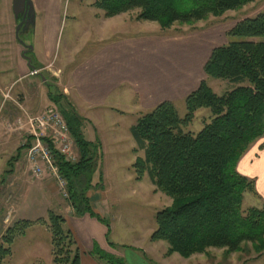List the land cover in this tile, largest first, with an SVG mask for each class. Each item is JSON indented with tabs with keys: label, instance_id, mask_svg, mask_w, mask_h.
Here are the masks:
<instances>
[{
	"label": "trees",
	"instance_id": "1",
	"mask_svg": "<svg viewBox=\"0 0 264 264\" xmlns=\"http://www.w3.org/2000/svg\"><path fill=\"white\" fill-rule=\"evenodd\" d=\"M254 1L93 0L92 6L105 18L137 11L136 21L154 22L161 30H169L174 25L221 17ZM226 36L228 42L212 49L203 72L207 78L229 81L236 87L217 95L202 81L185 97L183 118L171 102H163L139 117L129 130L136 145L134 152H143L132 165L135 180L147 175L155 190L171 200L156 213V227L150 236L151 242L167 243L166 256L178 254L187 259L206 254L208 249L238 253L248 245L256 254L264 252V203L242 211L244 193L256 192L254 181L236 170L245 152L264 136V14L242 20ZM201 109L210 111V121L196 134L184 132ZM59 110L78 151L75 163L54 154L58 173L66 182L67 200L75 215L88 214L104 223L109 233L108 223L92 211L86 197L94 187L96 150L73 132L77 117ZM32 225L19 221L5 230L0 264L11 255L14 238ZM47 227L51 233L50 264H80V249L64 227V218L50 213ZM91 254L106 264H124L97 246Z\"/></svg>",
	"mask_w": 264,
	"mask_h": 264
},
{
	"label": "crops",
	"instance_id": "2",
	"mask_svg": "<svg viewBox=\"0 0 264 264\" xmlns=\"http://www.w3.org/2000/svg\"><path fill=\"white\" fill-rule=\"evenodd\" d=\"M30 1L34 23L16 32L20 18L13 13V0H0V205L5 212L4 231L20 220L28 221L18 214L22 204L19 183L28 176L27 169H23L25 133L21 127L26 115H36L54 105L68 110L69 115L74 111L77 118L73 120V132L102 153L106 136L101 125L105 119L114 122L118 121L117 117L138 115L163 102L174 105L175 101L185 100L206 77L203 67L215 48V42L207 35L188 38L180 45L165 44L152 36L122 38L120 27L112 23L120 15L105 18L102 11L92 6V0L83 5L91 16L86 22H78L81 10L78 6L71 7L74 38L67 37L65 57L56 64L59 26L70 5H65V0ZM38 26L46 29L43 43L29 47L18 41L20 31L26 33ZM77 42L82 45L78 46ZM78 54L81 56L75 60ZM33 69L39 70V75L30 76ZM46 88L51 92H46ZM113 122L110 128L115 125ZM262 144L264 136L243 155L236 170L254 181L257 196L263 203ZM98 173V176L92 174L94 187L86 192V197L92 211L105 220L96 208L97 204L105 203L103 177ZM45 187L51 195L56 194L54 189ZM54 208L60 214L48 211V216L53 213L64 218V227L71 231L80 249V264H106L90 255L95 246L123 260L104 223L88 214L75 215L65 201H56ZM128 251L131 261L123 260L124 264H154L148 262L143 250Z\"/></svg>",
	"mask_w": 264,
	"mask_h": 264
},
{
	"label": "rangeland",
	"instance_id": "3",
	"mask_svg": "<svg viewBox=\"0 0 264 264\" xmlns=\"http://www.w3.org/2000/svg\"><path fill=\"white\" fill-rule=\"evenodd\" d=\"M91 1L65 0V5L69 4L70 8L68 12H64L59 26V38L55 51L56 64H59L65 57L67 37L74 38L75 30L73 26L74 21L71 18V7L78 6L81 10L78 22H86L90 20L91 16L88 8L83 5ZM262 13L264 14V0H255L253 3L239 10L228 11L221 17H209L206 21L188 26L174 25L169 30H161L154 22L136 21L137 11L121 14L112 23H115L114 26L120 27V36L122 38L152 36L153 38L160 39L157 41L165 44L180 45L188 38L194 39V37L199 35H207L215 42L213 46L218 47L228 42L226 35L237 23ZM66 14L68 15L67 18ZM18 25L19 22L15 30ZM46 38V29L41 26L30 28L26 33L20 31L18 34V41L27 44L29 47H33L34 44L43 43ZM77 44L78 46L82 45L78 42ZM80 56L78 54L75 60H78ZM202 81H205L217 95H222L236 87L235 84L229 81L215 80L207 77ZM48 90L46 88V92H51V89ZM174 107L178 116L183 118L186 113L184 100L175 101ZM152 109L138 115L128 114L123 118L117 117L118 121H114L115 125L112 128L110 127L113 121L109 119H105L101 125L104 127V134L106 136L105 149L102 153L96 150V162L92 167H95L94 172L96 176H98L99 171L102 173L105 203L97 204L96 208L104 216L109 225L110 237L116 243L114 248L118 252L117 254L126 263L131 261L128 249L135 248L143 250L150 260L148 262L154 264H183L185 260L188 261L186 262L188 264L191 262V264H264V252L256 254L251 250L249 245L242 252L238 253L228 254L223 249H208L206 254H195L190 258L184 259L177 254H172L170 257L166 256L165 253L168 249L166 242L158 241L159 243H156L150 241V236L156 227V213L168 207L171 200L163 193L155 190L147 175L143 177L141 182L135 180L132 165L137 157H143V152H134L136 146L134 147L135 143L128 129L136 123L139 117L151 112ZM64 110L65 115L68 116L70 112L66 109ZM72 113L74 117H77L74 111ZM210 119V111L208 109H201L195 113L193 121L183 130L184 132L196 134ZM24 133L26 139L28 135L25 130ZM261 146L260 148L264 147ZM74 154L78 159V151L75 146ZM23 169H26V167H23ZM27 174V179L20 181V186L18 187L19 194L22 197V204L19 207L18 214L22 220L31 221L33 225L25 229L22 235L14 238L10 246L11 255L4 260L3 264H50L52 260V246L51 233L47 227L48 211L60 214V211L54 208L56 201H65L70 204L69 200L62 198L56 182L47 173L40 178H34L28 172ZM45 185L49 186L50 190L54 189L56 194L51 195ZM151 187L154 188L152 192ZM263 203L258 198L257 193L253 195L246 192L244 193L242 202V211L245 212L249 208H260ZM0 206L1 241V235L5 232L2 225L5 212L3 211L4 206ZM90 255L94 257L92 254ZM144 257L147 258L145 255ZM113 258L118 259V256L115 255Z\"/></svg>",
	"mask_w": 264,
	"mask_h": 264
},
{
	"label": "built area",
	"instance_id": "4",
	"mask_svg": "<svg viewBox=\"0 0 264 264\" xmlns=\"http://www.w3.org/2000/svg\"><path fill=\"white\" fill-rule=\"evenodd\" d=\"M39 73V70L33 69L29 75L37 76ZM21 127L28 135L24 142L27 172L34 178L47 173L56 182L62 198L68 199L66 182L58 173L54 154L69 163H75L77 157L74 154V139L61 111L54 105L36 115H26Z\"/></svg>",
	"mask_w": 264,
	"mask_h": 264
},
{
	"label": "water",
	"instance_id": "5",
	"mask_svg": "<svg viewBox=\"0 0 264 264\" xmlns=\"http://www.w3.org/2000/svg\"><path fill=\"white\" fill-rule=\"evenodd\" d=\"M13 13L16 18H20L16 32L20 29H27L34 23V9L30 0H13Z\"/></svg>",
	"mask_w": 264,
	"mask_h": 264
}]
</instances>
